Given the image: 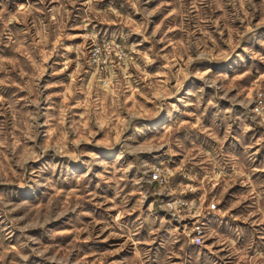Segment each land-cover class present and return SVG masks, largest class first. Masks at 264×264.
Listing matches in <instances>:
<instances>
[{"label":"rangeland","instance_id":"obj_1","mask_svg":"<svg viewBox=\"0 0 264 264\" xmlns=\"http://www.w3.org/2000/svg\"><path fill=\"white\" fill-rule=\"evenodd\" d=\"M256 89L264 0H0V264H264Z\"/></svg>","mask_w":264,"mask_h":264},{"label":"built area","instance_id":"obj_2","mask_svg":"<svg viewBox=\"0 0 264 264\" xmlns=\"http://www.w3.org/2000/svg\"><path fill=\"white\" fill-rule=\"evenodd\" d=\"M250 109L254 114H257L260 119L264 120V97L261 89L255 90ZM148 178H160L157 167L150 169ZM166 203L171 207V211L175 213V215H183L188 220V224L184 223L181 228L184 237L190 242L199 243L204 233V221L202 219L201 211H194L195 207H192L191 203H187L184 199H176V201L170 200L166 201ZM206 207H214V202L208 201Z\"/></svg>","mask_w":264,"mask_h":264},{"label":"crops","instance_id":"obj_3","mask_svg":"<svg viewBox=\"0 0 264 264\" xmlns=\"http://www.w3.org/2000/svg\"><path fill=\"white\" fill-rule=\"evenodd\" d=\"M175 226V225H173ZM174 228V227H172ZM169 230V228H167ZM179 233L181 237H184L183 234H181V231L178 229H173L169 231V233ZM183 235V236H182ZM185 238V237H184ZM190 241H188L186 238L185 240H175V239H163L160 241L159 246L162 247H169V251L161 252L160 255L154 259L156 260L157 264H228L226 262L228 260L223 257L224 252L220 251L215 256H199L197 252L193 251V247L190 246ZM222 247V246H220ZM158 249V246H157ZM162 253V255H161ZM195 254V255H192ZM187 254V256H186ZM155 263V262H154Z\"/></svg>","mask_w":264,"mask_h":264}]
</instances>
